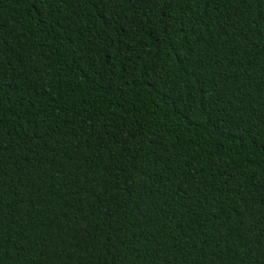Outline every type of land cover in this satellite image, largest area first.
<instances>
[{"label":"trees","instance_id":"16d2710c","mask_svg":"<svg viewBox=\"0 0 264 264\" xmlns=\"http://www.w3.org/2000/svg\"><path fill=\"white\" fill-rule=\"evenodd\" d=\"M0 264H264V0H0Z\"/></svg>","mask_w":264,"mask_h":264}]
</instances>
